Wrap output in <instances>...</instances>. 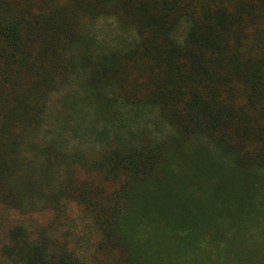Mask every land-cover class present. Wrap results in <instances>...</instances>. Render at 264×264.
Wrapping results in <instances>:
<instances>
[{
    "label": "trees",
    "instance_id": "16d2710c",
    "mask_svg": "<svg viewBox=\"0 0 264 264\" xmlns=\"http://www.w3.org/2000/svg\"><path fill=\"white\" fill-rule=\"evenodd\" d=\"M73 72L97 149L52 136ZM260 230L264 0H0V264H264Z\"/></svg>",
    "mask_w": 264,
    "mask_h": 264
},
{
    "label": "rangeland",
    "instance_id": "374dc122",
    "mask_svg": "<svg viewBox=\"0 0 264 264\" xmlns=\"http://www.w3.org/2000/svg\"><path fill=\"white\" fill-rule=\"evenodd\" d=\"M70 80L73 81L74 87L70 86L71 83L66 88H71L70 92L60 94L61 96L59 95L60 101L55 103L54 113L49 117L52 136L57 138L60 142H64L66 139L70 138L74 143L88 148L89 150L97 149L102 141L111 136L112 131L110 126L113 124L112 122H118L116 121V110L110 108L109 113L111 114L102 116L94 108V89L87 83L85 75H77L76 72H73ZM126 124L124 123L122 127H125ZM112 130L117 132V128H113ZM119 132L121 133L120 130ZM33 217L34 225H39L38 219L42 218L39 215ZM76 220L79 221L77 218ZM76 220V227L73 228V230H75L74 232L80 237L82 224L78 223ZM250 235L255 242H258V247L263 249L264 230H260L256 233L253 232ZM260 240H262V242H259ZM78 243V247L81 250L86 247L83 241H79ZM248 244L249 247H251L252 241L249 240ZM262 251L264 252V250Z\"/></svg>",
    "mask_w": 264,
    "mask_h": 264
}]
</instances>
